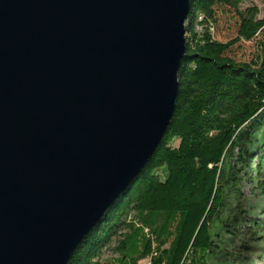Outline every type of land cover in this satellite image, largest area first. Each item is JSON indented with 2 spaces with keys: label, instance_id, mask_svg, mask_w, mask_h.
<instances>
[{
  "label": "water",
  "instance_id": "1",
  "mask_svg": "<svg viewBox=\"0 0 264 264\" xmlns=\"http://www.w3.org/2000/svg\"><path fill=\"white\" fill-rule=\"evenodd\" d=\"M190 0H0V264H67L173 116Z\"/></svg>",
  "mask_w": 264,
  "mask_h": 264
},
{
  "label": "trees",
  "instance_id": "2",
  "mask_svg": "<svg viewBox=\"0 0 264 264\" xmlns=\"http://www.w3.org/2000/svg\"><path fill=\"white\" fill-rule=\"evenodd\" d=\"M245 1L190 0L171 121L67 264L109 249L106 264H264V11ZM217 5L239 19L228 42L210 32ZM258 35L256 63L225 56Z\"/></svg>",
  "mask_w": 264,
  "mask_h": 264
},
{
  "label": "rangeland",
  "instance_id": "3",
  "mask_svg": "<svg viewBox=\"0 0 264 264\" xmlns=\"http://www.w3.org/2000/svg\"><path fill=\"white\" fill-rule=\"evenodd\" d=\"M254 5L259 11V17L262 16L264 11V0H247L239 5V10H243L248 6ZM215 15L214 22L210 23V32L212 37L220 42H228L235 38L239 19L236 15V11L232 8L217 5L214 7ZM197 31L201 28L198 26ZM261 36H256L249 42H238L234 44L225 54L233 61L237 63H256L260 57ZM111 250H105L100 257V261L106 264L113 259Z\"/></svg>",
  "mask_w": 264,
  "mask_h": 264
}]
</instances>
